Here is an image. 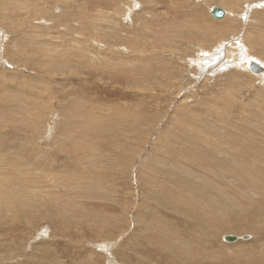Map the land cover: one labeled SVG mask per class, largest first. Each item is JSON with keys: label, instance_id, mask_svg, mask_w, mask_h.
<instances>
[{"label": "rangeland", "instance_id": "1", "mask_svg": "<svg viewBox=\"0 0 264 264\" xmlns=\"http://www.w3.org/2000/svg\"><path fill=\"white\" fill-rule=\"evenodd\" d=\"M245 55L264 0H0V264H264Z\"/></svg>", "mask_w": 264, "mask_h": 264}, {"label": "water", "instance_id": "2", "mask_svg": "<svg viewBox=\"0 0 264 264\" xmlns=\"http://www.w3.org/2000/svg\"><path fill=\"white\" fill-rule=\"evenodd\" d=\"M211 16L215 19H222L225 17L226 15V11L224 9H222L219 6H214L211 9ZM250 70L255 73V74H259V73H263L264 72V66H262L260 63L256 62L255 60H252L250 62V66H249ZM239 238L235 235H226L225 236V240L228 242H235L237 241Z\"/></svg>", "mask_w": 264, "mask_h": 264}, {"label": "bare ground", "instance_id": "3", "mask_svg": "<svg viewBox=\"0 0 264 264\" xmlns=\"http://www.w3.org/2000/svg\"><path fill=\"white\" fill-rule=\"evenodd\" d=\"M110 1H111V0H110ZM120 1H121V0H120ZM128 1H129V0H128ZM222 1H223V0H222ZM238 1H239V0H238ZM124 2H125V1H124ZM127 3H128V2H127ZM130 3H132V2H130ZM118 4H119V3H118ZM123 4H124V3H123ZM113 5H115V4H113ZM127 5H128V4H127ZM106 6H107V5H106ZM124 6H126V5H124ZM130 6H131V5H130ZM138 6H140V5H138ZM168 6H169V5H168ZM127 7H128V6H127ZM135 7H136V6H135ZM213 7H214V6H213ZM213 7H212V8H213ZM257 7H258V6H257ZM132 8H133V6H132ZM212 8H211V9H212ZM110 9H111V8H110ZM222 9H223V8H222ZM196 11H197V10H196ZM225 11H226V10H225ZM200 12H202V11H200ZM118 13H119V12H118ZM197 14H199V13H197ZM197 14H196V15H197ZM194 15H195V12H194ZM226 15H227V12H226ZM226 15H225V16H226ZM182 16H183V15H182ZM227 16H228V15H227ZM111 17H112V16H111ZM197 17H198V16H197ZM226 18H227V17H226ZM217 20H219V19H217ZM221 20H222V19H221ZM194 24H195V23H194ZM146 34H147V33H146ZM158 35H159V34H158ZM144 37H145V36H144ZM115 38H116V37H115ZM137 41H138V40H137ZM145 41H146V40H145ZM138 42H139V41H138ZM147 43H148V42H147ZM101 45H102V44H101ZM132 45H133V44H132ZM233 47H234V46H233ZM228 50H229V49H228ZM219 51H220V50H219ZM205 53H206V52H205ZM228 53H229V52H228ZM236 53H237V52H236ZM233 55H234V54H233ZM235 55H236V54H235ZM245 56H246V55H245ZM233 57H234V56H233ZM246 57H247V56H246ZM246 57H245V58H246ZM235 58H236V57H235ZM198 60H199V59H198ZM246 60H247V64H248L247 66H248V68H249V66H250V62H251L252 60H254V59H251V58L249 59V57H247ZM256 62H257V61H256ZM238 64H239V63H238ZM262 66H263V65H262ZM238 67H239V66H238ZM158 68H159V67H158ZM249 69H250V68H249ZM211 75H212V74H211ZM256 75H259L260 77H264V76H263V75H264V72H263V73L256 74ZM160 146H161V145H160ZM259 148H262V147H259ZM256 149H257V148H256ZM263 150H264V148H263ZM257 153H258V152H257ZM176 165H177V164H176ZM174 166H175V165H174ZM175 168H177V167H175ZM171 169H173V168L171 167ZM165 170H166V169H165ZM49 172H50V171H49ZM166 172H167V171H166ZM166 172H165V173H166ZM168 175H169V174H168ZM54 176H55V175H54ZM171 177H172V176H171ZM52 178H53V177H52ZM69 178H70V177H69ZM51 180H52V179H51ZM181 181H182V180H181ZM77 182H79V181H77ZM186 183H187V182H186ZM56 184H57V183H56ZM56 184H55V185H56ZM82 184H83V182H82ZM82 184H81V185H82ZM57 185H58V184H57ZM154 188H155V187H154ZM79 190H80V189H79ZM24 191H25V190H24ZM22 192H23V191H22ZM26 192H27V191H26ZM93 196H94V195H93ZM56 197H57V196H56ZM56 197H55V198H56ZM208 198H209V197H208ZM212 200H213V199H212ZM33 201H34V200H33ZM190 204H192V203H190ZM52 205H53V204H52ZM205 206H206V205H205ZM195 208H196V207H195ZM193 210H194V209H193ZM196 211H197V210H196ZM193 213H194V212H193ZM106 224H107V223H106ZM193 226H194V225H193ZM200 228H201V227H200ZM241 237H243V235H242ZM238 240H239V239H238ZM225 241H226V240H225Z\"/></svg>", "mask_w": 264, "mask_h": 264}]
</instances>
